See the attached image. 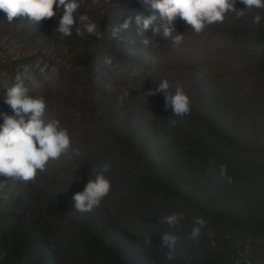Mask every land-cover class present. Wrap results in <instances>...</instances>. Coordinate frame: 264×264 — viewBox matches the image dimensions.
I'll list each match as a JSON object with an SVG mask.
<instances>
[{"label": "rangeland", "instance_id": "1", "mask_svg": "<svg viewBox=\"0 0 264 264\" xmlns=\"http://www.w3.org/2000/svg\"><path fill=\"white\" fill-rule=\"evenodd\" d=\"M80 14L99 38L77 35L79 22L62 37L60 11L38 24H9L0 11V124L14 115L4 100L19 75L28 95L44 99L45 124L59 120L71 137L34 180L0 175V264H264V9L229 12L201 33L177 17V47L152 28L138 35L134 19L113 38L128 17L153 14L143 0H84ZM155 14L153 27L164 23ZM162 79L190 97V114L174 117L162 93L147 95ZM104 164L110 193L76 211L74 194ZM182 199L209 217L196 240L199 216L184 223V209L165 213ZM170 214L183 218L162 223ZM165 232L179 237L173 260Z\"/></svg>", "mask_w": 264, "mask_h": 264}, {"label": "clouds", "instance_id": "2", "mask_svg": "<svg viewBox=\"0 0 264 264\" xmlns=\"http://www.w3.org/2000/svg\"><path fill=\"white\" fill-rule=\"evenodd\" d=\"M244 5L237 9L236 4ZM84 0H0V11L6 14L9 24L14 18L22 17L32 23L38 24L43 19L56 17L60 11V19L55 28L62 37L72 35L73 26L78 22L83 27V32L78 27L77 35L86 32L89 35L99 38L98 25L87 14L77 13L81 9ZM93 4L98 0H92ZM143 3L153 10V14L144 16L136 14L135 17H128L124 22L112 28L113 38L118 37L121 29H128L134 19L137 34H143L150 28L155 33H162L165 40H171L174 47L183 42V34L176 33L174 21L179 17L187 26L196 33H201L206 26L214 23H223L229 12H235L237 17L245 15L246 10L264 9V0H143ZM159 12L163 24L153 27L157 20L155 12ZM262 17L255 15L253 24L258 25ZM148 45L147 38L142 40ZM105 64L110 65L112 60L106 59ZM17 83L8 87L5 93L4 102L12 109L14 115L3 114V123L0 124V175L19 179L24 182L32 181L37 171H43L49 159H57L62 153L71 147V137L66 128L60 126L59 120H52L45 124L42 115L46 104L42 97L28 95V89L24 86L21 77H16ZM170 83L162 79L155 91H148V96L162 93L165 98L164 110H170L174 117L183 118L191 112V99L184 90L177 86L174 92L170 91ZM175 126L177 121L171 120ZM221 176L228 171L227 164L219 166ZM110 171V165L104 164L94 169L95 178L90 179L83 191L73 196L74 208L81 213L91 212L99 207L103 199L111 191V180L106 176ZM231 178H229V183ZM182 216L170 214L161 219L162 223L175 226L182 219ZM206 222L202 217H196L190 237L196 240ZM179 237L172 232H165L161 236V244L169 251L166 254L168 260H173L174 251ZM150 243V240L147 241Z\"/></svg>", "mask_w": 264, "mask_h": 264}, {"label": "trees", "instance_id": "3", "mask_svg": "<svg viewBox=\"0 0 264 264\" xmlns=\"http://www.w3.org/2000/svg\"><path fill=\"white\" fill-rule=\"evenodd\" d=\"M183 202H179L176 204V206L172 205V209H169L168 212H165V213H171L172 211L174 210H178L179 208L181 209H184V210H178L177 212L182 214L184 216V223H186L185 220H188L189 218H191L190 216L192 217H196V216H199V217H202L204 220L208 219L209 217L207 216V214H201V211L197 209V207H200L199 204L195 201H187L185 199H182ZM167 202V201H165ZM157 205H160V203H157ZM168 205H171V203L169 204H165V206H163V208L165 210H167L168 208H170ZM179 207V208H177ZM167 208V209H166ZM219 223H222L221 221H217ZM186 225V224H185Z\"/></svg>", "mask_w": 264, "mask_h": 264}]
</instances>
